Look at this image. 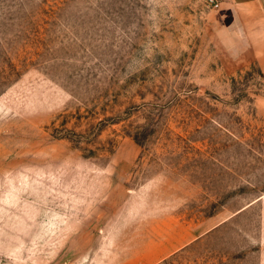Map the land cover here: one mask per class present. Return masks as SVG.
I'll use <instances>...</instances> for the list:
<instances>
[{
  "label": "rangeland",
  "instance_id": "obj_1",
  "mask_svg": "<svg viewBox=\"0 0 264 264\" xmlns=\"http://www.w3.org/2000/svg\"><path fill=\"white\" fill-rule=\"evenodd\" d=\"M220 8L0 0V264H264V71Z\"/></svg>",
  "mask_w": 264,
  "mask_h": 264
},
{
  "label": "crops",
  "instance_id": "obj_2",
  "mask_svg": "<svg viewBox=\"0 0 264 264\" xmlns=\"http://www.w3.org/2000/svg\"><path fill=\"white\" fill-rule=\"evenodd\" d=\"M219 16L222 44L235 54L250 51L264 71V0H222Z\"/></svg>",
  "mask_w": 264,
  "mask_h": 264
},
{
  "label": "built area",
  "instance_id": "obj_3",
  "mask_svg": "<svg viewBox=\"0 0 264 264\" xmlns=\"http://www.w3.org/2000/svg\"><path fill=\"white\" fill-rule=\"evenodd\" d=\"M207 3L212 6L215 9H218L221 7L222 0H206Z\"/></svg>",
  "mask_w": 264,
  "mask_h": 264
}]
</instances>
